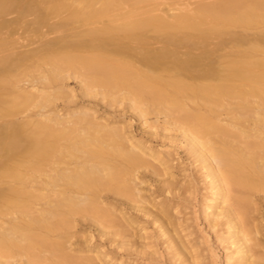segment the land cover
I'll return each instance as SVG.
<instances>
[{"label": "bare ground", "instance_id": "obj_1", "mask_svg": "<svg viewBox=\"0 0 264 264\" xmlns=\"http://www.w3.org/2000/svg\"><path fill=\"white\" fill-rule=\"evenodd\" d=\"M1 49L0 264L17 255L30 264H130L115 248L147 236L131 209L157 222L188 263L174 206L157 198L175 188L172 153L91 106L60 114L55 101L73 96L69 77L87 102L127 101L142 126L154 114L180 129L210 178L206 211L225 217L235 264H264L253 198L264 193V0H0ZM146 171L157 194L150 184L140 193ZM78 218L110 243L70 248Z\"/></svg>", "mask_w": 264, "mask_h": 264}, {"label": "rangeland", "instance_id": "obj_2", "mask_svg": "<svg viewBox=\"0 0 264 264\" xmlns=\"http://www.w3.org/2000/svg\"><path fill=\"white\" fill-rule=\"evenodd\" d=\"M30 18L32 17L30 16ZM29 27H31V30H29V28L27 29V33L28 30L30 31L28 33L29 35H27L37 39L36 36L33 35L35 34L33 32V26ZM18 28L17 30H19V32L16 31V35L21 33L20 31L22 28L24 30L23 26L22 28ZM45 28L46 27L44 26L43 29L45 30ZM23 30L22 33L24 35L26 32H23ZM6 34L4 36H6ZM1 35H3V33ZM52 35L54 34L50 33L48 36L51 37ZM35 44L36 43H33L32 45ZM2 50L3 49L0 51ZM4 52L6 53V51ZM42 69L44 68H40L38 70ZM33 72L30 73L33 76H38V73L41 74V72ZM34 81L35 80H33L32 83H34ZM41 82L36 81V83L40 84V87L43 85V82ZM64 83L65 88L72 90L71 93L73 96H63L55 101L56 111H59L60 114L65 115L68 111H74L75 113L76 110H79L81 107L83 108V106H91V108L93 107L92 109L95 110L96 115L100 114L101 116H108V119L121 118V120L123 119L125 122L130 124V128L137 137H149L150 144H153L155 148L166 149L172 153L170 157L173 159V180L175 183L173 192L171 194H166V196L163 194H157L155 189L158 182L155 181L154 176L147 171L145 172L147 174V182L139 184L138 187L142 189L140 190V193L143 194L148 192L145 187L150 184L148 187L150 190H154L153 192L154 194H157V198L161 199L166 197L169 200V203L174 206L172 221H174L177 226L179 237L189 247L187 262L189 264H235L236 246L231 243L233 239L228 237L230 232L229 227H227V224L224 222L225 217L221 215L211 217L208 216L206 211L208 203L206 196L210 190V185H212L209 181L210 178L204 176V169H201V164L197 163L194 157L186 152L183 144L179 141L180 129H176L173 125L167 124V119H165L163 115L156 116L154 114L149 115L147 117L148 119H146V123L142 126L140 121L131 117L132 114L128 108L127 101H122L115 107L107 106L106 108L104 102L106 100H101L99 96L90 97V102H87V99H89L88 97H81L78 79L69 77L64 81ZM21 84L25 85L26 83L21 81ZM29 108H31L28 109L30 110L29 112L33 113L37 111L38 107ZM25 112L22 114L25 115ZM110 115L113 118L110 117ZM19 117H22V115L19 114ZM164 127H166L165 131L173 133L172 139L159 135V131L163 130ZM156 129L158 131L156 136L151 137L148 135L147 130ZM253 198L259 210V212L256 211V215L260 218L259 220L261 221L260 223L263 224L262 228L264 230V193L257 192ZM104 204H106V202H104ZM129 213L131 216L138 217L139 224L145 227L144 231L141 233L147 235L146 237H144L143 234L142 236H134L133 240H135V242L129 249L125 250L124 248H115V250H118L119 254H122L123 257L130 262V264H186L183 261V257L177 253L175 247L172 245L173 243H170L166 236L161 234L160 229H158L157 222L152 224L150 221L151 217L143 216L141 212L136 210L131 209ZM78 221V224L72 228V235L67 241L70 248L79 246L77 245L79 243H110L106 240L105 236L98 235V229H96L95 225L93 226V224L87 223L86 220L82 218H78ZM256 222L258 221H254V223ZM261 233H264V231H261ZM86 234H92L89 241L86 240ZM116 237L119 238L118 236ZM257 238H260L259 240L261 241V245L257 246V251L264 254V249L262 247L264 244V237L257 235ZM117 241L113 243H116ZM113 246L114 244H111V247ZM104 247L106 246L104 245ZM27 260L28 259L26 257L17 255L15 259H11V264H30ZM3 263L5 264V260Z\"/></svg>", "mask_w": 264, "mask_h": 264}]
</instances>
